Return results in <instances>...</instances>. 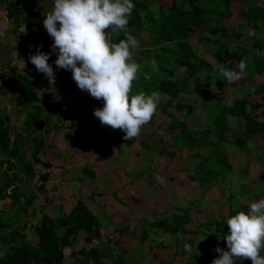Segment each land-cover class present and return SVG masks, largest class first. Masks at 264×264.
Returning <instances> with one entry per match:
<instances>
[{"label":"trees","instance_id":"1","mask_svg":"<svg viewBox=\"0 0 264 264\" xmlns=\"http://www.w3.org/2000/svg\"><path fill=\"white\" fill-rule=\"evenodd\" d=\"M233 1L210 0L204 7L201 0H173L172 5L169 7L159 6L161 8L158 9L157 16L145 17L148 22L147 26L151 27L150 30L148 29V45L143 44L146 49L140 44L139 40L143 21L139 10H147V0H133L136 7L128 23L129 32L140 44L139 49L133 53L135 61L139 65L144 60L147 61V64L141 67L138 74V78L144 83L138 88L133 82V92L130 95L139 91L148 94L156 91L167 97L166 102L160 103L157 110V112L167 115L170 119L169 124L166 126L170 143L162 145V154L173 157L177 152H187L192 154L193 157L205 159L206 162H200L189 176L191 181L197 183L202 194L212 188V181H215L219 175H226L232 171L225 154V147L221 145L230 142H228V135L234 131L229 119H240L242 121V123L237 121L241 130L234 134V143L239 148L244 145L245 141L251 140L253 142L254 138L264 141V122L257 121L258 116L255 114L261 108V103L247 97L236 99L229 106L220 102V105L211 108L213 111L212 121L202 125L203 120H201V125L195 129L191 128L186 121L179 120L172 113V110H174L180 115L183 114V116L193 115V106L184 104L180 100L186 98L181 96L182 94H194V96L210 100L212 98L211 88L216 84L236 88L244 83L242 81L228 83L223 78L221 80L213 79L209 73L213 70V65L199 57L191 45V38L194 35H197L196 41L198 43H202L212 50V59L215 60L216 65L223 64L231 70H238V62L241 59H246L248 64L247 74L241 80L247 81L250 78L264 77V55H256L255 53V50L264 53V37H257L256 35L260 33V30H264V4H257L256 0H245L239 7L240 17L246 23L234 25L237 31L235 38L239 40L242 39L244 33L248 34L250 28L247 26L254 29L256 34L251 36L253 41L249 43L250 48L247 46L242 47V43L234 47L235 44L231 42L233 36L230 34V27L225 24V21L232 17L230 7ZM42 2V0H15L13 5L8 4V14L13 16L22 26L34 29L38 24L43 25L44 14L50 10L47 9L42 12L38 8L41 7ZM20 24L15 31L20 29ZM202 26L207 27V32L196 31L197 28ZM16 38L21 40L23 35L20 33ZM123 38L124 33H120L118 37L113 38L112 42L118 43L119 39ZM52 43V39L43 27L42 31L35 32V41L30 54H35L38 49L41 52L48 53V63L53 65L57 55L53 53L50 47ZM230 44L231 49H229ZM153 60L156 62V68L151 65ZM145 74H148L150 79H145ZM27 75L26 73L25 81L23 82V79L21 81L23 92L16 103L20 108L24 106L31 107L25 113L23 122V129L28 136L26 144H21L20 137L11 139L12 135L10 134L7 116L1 120L0 125V169L3 170L0 175V204L5 203L6 199L9 200L8 208H0V252L3 253L0 256V264H64V251L74 246L79 234L84 235V246L70 253L73 257L77 258L79 256V264H103L106 260L110 264H124L122 256L118 260L113 259L109 247H107L108 251H105L104 246L100 243L97 246H92V241H100L102 238L100 232L102 221L100 216L93 214L83 204L82 200L76 201L68 215L62 214L54 218L43 214L38 223L32 228L37 245L34 247L27 242L26 230L29 223L20 222V220L33 212L31 207L37 200V192L45 190L44 184L50 176V163L43 162L39 156L40 153L46 151L45 139L42 135L60 130L59 126L51 123L49 116L40 119L39 112L44 109L40 104L39 91L35 90V87H31L32 82ZM63 80H67L69 84L73 83L70 70L65 72ZM56 83L59 84L60 81ZM254 92L263 94L264 101V83L255 87ZM217 99L221 101L222 98ZM83 103L87 106L83 109H75L72 118L75 121L77 120L82 128H85L93 123V111L100 108L96 106L100 104H97L99 102L95 98L91 101L85 99ZM47 106L49 107V105ZM81 110H85L87 113H82ZM48 112H51V108ZM50 116L52 115L50 114ZM41 121L44 124L42 125L44 130L35 127ZM75 121L71 127L77 125ZM100 126L101 124L98 127L93 126V129H100ZM114 131L116 132L115 140H119L129 147L134 144L135 138L125 141L123 139L125 134L122 131ZM176 131H178L177 134H175ZM104 134L106 133L104 132ZM26 148L31 160L27 158ZM169 149L175 151V153L170 152ZM34 164L42 165L47 170L36 173L33 168ZM81 168L80 174L83 177L88 176L94 180L96 173L92 171L90 164H84ZM24 177L25 180L40 182V185L35 183L32 186L24 187L22 186ZM247 209L246 205H240L237 208L231 204L227 218L234 215L236 211L246 212ZM179 210L169 217L151 222L150 226L159 228L162 233L171 236L174 239L175 247H179L183 243L191 245L192 251L188 252L189 258L184 264H211L212 260L218 256V253L215 252L216 247L224 251L228 250L223 239V236L228 234L227 218L221 217L217 220H208L205 224L199 223L197 230L194 231L188 228L192 221L190 213L186 209L179 208ZM212 226L214 229H211ZM186 233L196 234L197 236L202 233L204 241L198 247H194L192 237L186 240L182 239ZM142 234L141 240L144 241L147 234L145 231ZM206 246L211 247L210 253L205 250ZM245 260L251 263L250 260Z\"/></svg>","mask_w":264,"mask_h":264},{"label":"rangeland","instance_id":"2","mask_svg":"<svg viewBox=\"0 0 264 264\" xmlns=\"http://www.w3.org/2000/svg\"><path fill=\"white\" fill-rule=\"evenodd\" d=\"M209 2L210 0H201L204 7ZM244 2L245 0L233 1L230 7L232 17L226 20L225 24L230 27V34L233 36L231 42L235 44L234 47L242 43V47L250 48L249 43L253 41V37L244 33L242 39L235 38L237 31L234 25L246 23L239 14V7ZM171 3L172 0H147V10H139L144 21H142V31L139 35L142 46L145 43L148 45V29H151L147 26L148 22L145 17L157 16L159 8L169 7ZM256 3L264 4V0H256ZM195 4L197 5L196 1ZM47 6L51 8V3L48 0H43L41 7L38 8L45 12ZM247 27L251 29L250 26ZM23 29L29 28L23 26ZM35 29L36 27L33 30ZM29 30L31 31V29ZM196 31L207 32V27H199ZM13 32L15 34L17 32L18 35L21 33L22 41L26 39V33L22 32L21 28ZM256 35L264 37V30H260V33ZM191 39V45L197 55L213 65V70L209 72L212 78L221 80L222 77L215 70L216 62L212 59V50L204 44L198 43L197 35ZM143 47L146 49L145 46ZM229 49H231V44ZM146 64L147 61L144 60L140 66ZM51 66L60 81L59 84H54L51 88L47 83L42 85L44 81L33 70L31 71L34 74L27 73L30 80L41 84V87L44 86L38 94L41 99L40 104L44 109L39 112L40 119L49 116L51 123L60 127L58 131L56 127V131L42 135L45 139L43 141L46 151L40 153L39 156L43 162L50 163V176L44 184L45 190L37 192V200L31 207L33 212L20 220V222L29 223L26 234L27 242L30 245L34 247L37 245L32 228L43 214L54 218L64 212L67 214L73 207L72 204L80 199L95 215L102 217V238L100 241H92V246H97L100 243L104 246L105 251H108L107 247H110L112 239L114 241L113 254L117 256L113 259L118 260L122 256L125 264H135L144 259L147 264H183L186 259L185 254H187V250L184 249L185 244L175 247L174 239L162 233L159 228H152L151 222L169 217L179 208L186 209L192 219L188 228L196 231L199 223L205 224L208 220L227 218L231 204L237 208L240 205H246L248 208L251 202L264 198V141L254 138L253 142L245 141L244 145L239 148L234 143V134L241 130L240 125L237 124V121L242 123L240 119H229L234 131L228 135V142H230L221 144L225 147V154L232 171L226 175H219L215 181H212V188L202 194L197 183L191 181L189 176L200 162H206V160L193 157L187 152L175 153L171 149H169L170 152L175 153L173 157L162 154V145L170 143L166 130L170 121L167 115L156 111L151 122L142 127L140 134L135 137V142L130 147L115 140L116 132L108 126L93 129V126L100 125L99 120L95 117L92 118L93 123L82 128L81 124L72 118L73 111L80 100L82 103L78 108L83 109L87 106L83 101L85 99L91 101L93 98L86 91L78 89L74 81L69 84L67 80H63L67 70L60 69L55 64ZM25 78L22 77L23 82ZM241 79L238 81L244 83L236 88L217 84L213 86L210 100L194 96V94H182L181 96L187 98L182 102L193 106V115L183 116L174 110L172 113L179 120L186 121L191 128L195 129L201 125V120H203L202 125L212 121L213 111L211 108L220 105V102L229 106L236 99L247 97L261 103V108L255 114L258 116L257 121L264 122L263 94L254 92L255 87L264 83V77L250 78L247 81ZM143 83L140 78L134 81L138 88ZM31 87L34 88L33 84ZM217 98L222 99L220 101ZM166 100L167 97L160 94L158 105L165 103ZM98 102L97 104L100 105L96 106L101 108L102 100H98ZM47 105L51 108V112H48L50 108ZM16 109L18 116L19 113L23 115L28 111L26 106L23 108L17 106ZM74 121L77 125L71 127ZM41 124L44 125L42 121ZM16 128L13 127L14 130ZM40 130H44V128L41 127ZM23 132L24 129L20 133ZM42 133L44 132L42 131ZM177 133L178 131L175 132V134ZM29 159L31 160V157ZM84 164L92 166V171L96 173L94 180L80 174ZM34 169L36 173L47 170L39 164H35ZM30 182L32 181L29 179L23 180V185L30 186ZM34 183L40 184V182ZM8 201L6 199L5 203L0 204V208H8ZM59 210L61 211L59 212ZM211 229L214 227L212 226ZM143 231L147 234L144 241L140 238ZM190 237L194 239V247H198L204 241L202 233L200 236L186 233L182 239L186 240ZM83 239L84 235L79 234L74 246L64 251V264H79V256L76 258L70 253L84 246ZM210 249L209 246L205 247L209 253ZM181 252L185 254H181ZM148 259L150 262L147 261ZM103 264H110V262L106 260ZM235 264L251 263L247 260H236Z\"/></svg>","mask_w":264,"mask_h":264},{"label":"clouds","instance_id":"3","mask_svg":"<svg viewBox=\"0 0 264 264\" xmlns=\"http://www.w3.org/2000/svg\"><path fill=\"white\" fill-rule=\"evenodd\" d=\"M135 7L133 0H52L43 25L33 30L37 33L44 27L53 41L50 47L57 55L56 67L70 70L78 89L104 102L102 108L94 109V117L101 126L122 131L125 141L137 137L142 127L151 122L160 100L156 91L130 95L141 69L133 56L140 44L128 30ZM120 33H124V38L112 42ZM255 34L254 29L248 30L249 36ZM255 53L264 55L259 50ZM28 60L37 72L44 74L49 88L58 84L59 77L48 63V53L38 49ZM18 65L24 69L25 61H18ZM151 65L156 68L155 60ZM247 67L246 59H241L238 70L223 64H217L215 70L224 81L233 83L247 74ZM144 78L150 76L145 74ZM226 224L228 234L223 239L228 250L216 247L218 256L211 264H235L236 260L245 259L251 264H264V198L251 202L246 212L230 215ZM184 249L192 251L189 244Z\"/></svg>","mask_w":264,"mask_h":264},{"label":"crops","instance_id":"4","mask_svg":"<svg viewBox=\"0 0 264 264\" xmlns=\"http://www.w3.org/2000/svg\"><path fill=\"white\" fill-rule=\"evenodd\" d=\"M48 2L51 3V7H52V0H48ZM9 3L13 5L15 3V0H6L5 2L4 0H0V117H1V120L5 116L8 117V126H10V134L12 135L11 139H13L14 137H20L21 139L20 142L22 145H24L26 144V139H28L27 132L25 131L23 133H20V132L23 130V122L25 120V115H24L25 113L23 115H20L19 113V116H18L17 115L18 110L16 109L17 108L16 100L22 95V92H23L22 85H21L22 77H25L26 73L28 72H31L32 74H34L35 72L38 75V77L42 81H44L42 82V85H46L45 83L49 84V82L47 79H45L44 74L37 72L35 69V66L32 65L28 60V57L31 55L30 52L33 47V42L35 41V34L33 32V29L31 28V31L29 29H26V30L23 29V26L19 22H17V20L13 16H10V14H8L7 6ZM47 9H51V8L47 6ZM19 24L21 25L20 27L21 31L26 33V39L24 41H22V39L20 40V38L18 40L16 38V36L18 37V34L17 33L15 34V32H13L15 31L16 27L19 26ZM22 59L25 61L24 69L22 68V66L18 65V61H21ZM31 70H33L34 72H32ZM31 82L33 86L36 88L35 90H38L39 92L42 91V88H44V86L41 87V84L36 83L35 81L31 80ZM180 100L184 101V100H187V98H182ZM81 102L82 100H80L79 104H81ZM79 104L76 105L75 109H77L80 106ZM26 108H28V110L31 109V107H26ZM81 112L87 113L85 110H81ZM14 126L17 127L15 130L13 129ZM17 129L19 131H16ZM26 152L28 154L27 158L29 159L28 150ZM34 167H35V164L33 165V168ZM2 173H3V170L0 169V175ZM23 180L25 181V177L23 178ZM34 184L35 183L33 181L30 182L31 186ZM22 186H24L23 183H22ZM24 187H27V186H24ZM82 202L85 205L84 201ZM75 203L72 204L73 207ZM60 211L61 210H59V212ZM69 212L67 214L64 212L63 214L68 215ZM100 219L102 221L101 216H100ZM109 249L112 253V257H117L113 254L114 246L111 245V241H110ZM2 254L3 253L1 252V255ZM181 254H185V253L181 252ZM160 255L163 256L164 254H160ZM185 255H186V259L185 260L183 259L184 260L183 264L186 263V260H188L189 258L188 251H187V254ZM147 261L150 262V259H148ZM125 263L126 262L124 260V264ZM135 264H147V262H146V259H144Z\"/></svg>","mask_w":264,"mask_h":264},{"label":"water","instance_id":"5","mask_svg":"<svg viewBox=\"0 0 264 264\" xmlns=\"http://www.w3.org/2000/svg\"><path fill=\"white\" fill-rule=\"evenodd\" d=\"M35 127H36L37 129H41V127H42L41 122L37 123V124L35 125Z\"/></svg>","mask_w":264,"mask_h":264},{"label":"built area","instance_id":"6","mask_svg":"<svg viewBox=\"0 0 264 264\" xmlns=\"http://www.w3.org/2000/svg\"><path fill=\"white\" fill-rule=\"evenodd\" d=\"M39 30H42L41 26L39 27ZM0 125H1V117H0Z\"/></svg>","mask_w":264,"mask_h":264}]
</instances>
